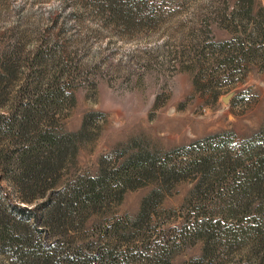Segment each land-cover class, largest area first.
Masks as SVG:
<instances>
[{"label": "rangeland", "instance_id": "1", "mask_svg": "<svg viewBox=\"0 0 264 264\" xmlns=\"http://www.w3.org/2000/svg\"><path fill=\"white\" fill-rule=\"evenodd\" d=\"M149 6L124 23L103 16V0H0V116L22 117L25 126L0 122V212L12 217L11 205L40 204L74 177L97 175L101 159L118 166L139 152L164 156L213 139L232 144L263 129L264 0ZM50 86L56 96L43 105L39 96ZM40 131L67 141L42 153L51 173L33 184L21 176L18 152L27 144L22 135L30 140ZM142 183L77 217L67 235L85 244L95 226L133 220L159 187L153 179ZM195 183L189 177L162 187L150 234L172 247L169 260L152 264H264L241 234L233 245L222 233L213 242L180 233ZM211 211L218 219V207ZM222 223L246 228L252 220ZM41 224L44 242L63 230ZM1 248L0 264H10Z\"/></svg>", "mask_w": 264, "mask_h": 264}, {"label": "trees", "instance_id": "2", "mask_svg": "<svg viewBox=\"0 0 264 264\" xmlns=\"http://www.w3.org/2000/svg\"><path fill=\"white\" fill-rule=\"evenodd\" d=\"M149 7V0H103V16L128 23L142 17ZM53 93V88L47 87L39 102L48 104L56 96ZM8 121L17 124L19 131L25 129L22 117L12 120L0 116V122ZM22 139L27 144L18 152L21 176L39 184L51 173L50 166L40 162L44 159L42 153L53 154L49 150L67 140L56 139L46 131L30 140L22 135ZM213 140L164 156L139 152L118 166L111 167L101 159L97 175L74 177L40 204L11 205L12 217L0 212L1 249L10 252V264H152L154 260L163 261L164 256L167 261L170 256L165 252L172 245L162 246L151 239L150 232H155L151 219L161 202L162 187L192 177L196 183L186 202L191 216L180 227V233L190 232L205 242L215 241L216 233H222L221 240H232L233 245L241 234L257 254H264V127L256 136L237 143ZM151 179L159 187L143 200L133 220L118 218L95 226L85 244L67 235L77 217L120 201L125 192ZM214 207H218V219L213 217ZM246 216L252 220L245 223L246 228L222 223ZM40 223L59 224L63 230L53 231L55 241L44 242L38 235L43 230L38 227Z\"/></svg>", "mask_w": 264, "mask_h": 264}]
</instances>
